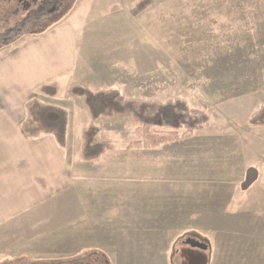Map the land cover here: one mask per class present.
Instances as JSON below:
<instances>
[{"label": "rangeland", "instance_id": "rangeland-1", "mask_svg": "<svg viewBox=\"0 0 264 264\" xmlns=\"http://www.w3.org/2000/svg\"><path fill=\"white\" fill-rule=\"evenodd\" d=\"M52 28L69 31L79 78L61 93L41 88L32 120L59 94L84 99L73 94L80 86L178 102L208 124L145 148L132 146L139 123L131 114L95 121L83 111L73 151L96 161L80 165L78 196L106 189L107 203L67 205L74 216L61 222L54 211L21 219L13 236L0 233V264H264V126L251 125L264 107V0H74L20 43ZM20 43L0 48V59Z\"/></svg>", "mask_w": 264, "mask_h": 264}, {"label": "crops", "instance_id": "crops-1", "mask_svg": "<svg viewBox=\"0 0 264 264\" xmlns=\"http://www.w3.org/2000/svg\"><path fill=\"white\" fill-rule=\"evenodd\" d=\"M13 47L17 50L0 59V233L12 231L11 236L21 228L16 224L21 219L30 221L39 217L44 221L54 211L55 219L60 221L74 216L64 210L65 206L81 203L101 206L110 195L101 189L97 198V192L88 189L87 201L78 196L80 181L76 173L80 175V165L88 166L96 161V158L86 161L79 147L78 152L73 151L76 127L84 117L83 111L90 118L84 99L64 102L62 94L53 99L59 102L53 106L69 114L71 129L64 146L31 118V105L41 88L57 85L61 93L59 86L68 87L75 83L76 76L79 78V61L69 31L52 28ZM75 226L78 228V216ZM63 227V231L70 229L68 225Z\"/></svg>", "mask_w": 264, "mask_h": 264}, {"label": "trees", "instance_id": "trees-1", "mask_svg": "<svg viewBox=\"0 0 264 264\" xmlns=\"http://www.w3.org/2000/svg\"><path fill=\"white\" fill-rule=\"evenodd\" d=\"M51 90V88H47ZM73 94L84 98L85 104L93 120L131 114L139 123L138 138L132 146L155 148L166 143L182 140L198 129L207 126L206 116L195 109L178 102H155L144 99L127 98L119 90H105L97 93L80 86L75 87ZM67 111L52 106L35 107V121L47 132L53 133L61 145H65L68 125ZM203 114L205 119H201ZM253 127L264 126V107L257 112L252 120ZM89 151V149H87ZM250 176L256 177L253 171ZM248 176L243 189L252 185Z\"/></svg>", "mask_w": 264, "mask_h": 264}, {"label": "flooded vegetation", "instance_id": "flooded-vegetation-1", "mask_svg": "<svg viewBox=\"0 0 264 264\" xmlns=\"http://www.w3.org/2000/svg\"><path fill=\"white\" fill-rule=\"evenodd\" d=\"M74 0H0V48L21 41L65 14ZM43 260L29 264H42ZM53 262H48L47 264ZM87 264H90L86 262ZM63 264V263H57Z\"/></svg>", "mask_w": 264, "mask_h": 264}, {"label": "water", "instance_id": "water-1", "mask_svg": "<svg viewBox=\"0 0 264 264\" xmlns=\"http://www.w3.org/2000/svg\"><path fill=\"white\" fill-rule=\"evenodd\" d=\"M186 243L188 245H190L192 248L200 249V250H203V251L208 250V245L207 244L201 243V242H199L197 240H194V239H188L186 241Z\"/></svg>", "mask_w": 264, "mask_h": 264}]
</instances>
